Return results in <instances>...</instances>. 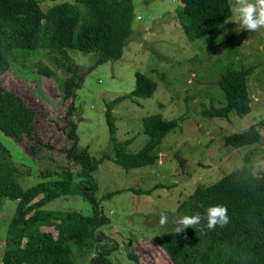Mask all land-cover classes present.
Returning a JSON list of instances; mask_svg holds the SVG:
<instances>
[{"label": "rangeland", "instance_id": "obj_1", "mask_svg": "<svg viewBox=\"0 0 264 264\" xmlns=\"http://www.w3.org/2000/svg\"><path fill=\"white\" fill-rule=\"evenodd\" d=\"M38 1L44 13L58 4L75 3ZM112 1H132L135 8L134 33L121 59L100 63L98 53L69 49L72 68L83 84L75 88L74 98L67 99L61 88L65 73L55 71L49 79L38 72L41 67L54 70L50 51H26L22 64L13 62L11 70L0 75V86L37 111L38 130L34 139L23 144L1 130L0 140L27 172L20 177L25 190L68 169L76 173L71 195L46 204L44 210L93 216L100 204L101 216L109 221L97 231L103 240L85 252L70 242L75 264H92L95 256L106 253L111 264H172L157 238L175 229V221L184 215L179 208L200 186L217 184L247 160L255 174H264V28L243 30L234 22L233 13L220 29L193 38L180 20L182 0ZM247 68H253L248 78L251 113L207 117V110L228 104L220 86L223 76ZM138 72L157 83L151 99L129 98ZM120 98L126 100L112 110L115 137L118 142L130 141L129 154L139 153L149 141L143 132L146 117L161 115L164 120H177L178 126L154 151L158 157L154 165L126 170L113 161L101 163L91 180L99 186L93 197L91 181L78 175L82 167L66 157V150L75 145L68 132L75 127L80 148L88 149L96 159L112 153L106 112ZM251 126L260 134L258 143L239 149L227 145V137ZM18 205L19 201L9 198L1 202L0 258ZM161 213L168 216L165 226L159 224ZM132 253L137 259L129 257Z\"/></svg>", "mask_w": 264, "mask_h": 264}, {"label": "trees", "instance_id": "obj_2", "mask_svg": "<svg viewBox=\"0 0 264 264\" xmlns=\"http://www.w3.org/2000/svg\"><path fill=\"white\" fill-rule=\"evenodd\" d=\"M56 1V0H52ZM50 8L44 13L38 0H0V75L11 70L13 62L26 60V51L45 49L53 58L54 70L41 67L38 72L52 79L62 71L66 78L62 92L67 99L74 98V90L83 84L75 72L68 54L69 49L98 53L100 63L119 60L125 43L134 33L136 19L132 1L74 0ZM184 9L180 20L187 33L195 38L213 33L232 18L231 0H182ZM84 6L85 8H83ZM253 68L233 70L221 79L228 104L212 107L205 115L210 118H229L236 112L245 117L252 111L248 78ZM135 91L129 98L148 100L157 83L137 73ZM120 98L108 106L106 117L111 133V151L101 159L94 158L88 149L80 148L76 128L68 132L75 140L74 147L66 150L70 162L82 167L79 177L93 179V174L106 160L126 170L154 165L156 148L166 135L178 126L177 120H164L161 115L146 117L143 132L149 141L137 154L127 153L130 141L118 142L115 133L113 108L125 101ZM38 113L16 93L0 86V130L20 144L32 140L38 130ZM260 134L255 126L242 133L227 137L229 147L236 149L256 144ZM24 171L14 160L10 149L0 140V205L4 198L19 201L6 238L3 264H75V242L83 252L103 240L97 231L107 225L97 203L95 214L87 216L79 211H47L44 206L56 199L71 195L76 173L72 170L42 180L28 190L20 182ZM93 197L99 186L91 181ZM150 194L151 191H133ZM224 205L230 222L214 231L187 228L181 233L163 234L158 244L172 264H264V174H255L249 160L243 167L222 178L215 185H202L181 205L184 215L204 213L208 206ZM137 259L136 254L129 255ZM92 264H111L108 254L95 256Z\"/></svg>", "mask_w": 264, "mask_h": 264}, {"label": "clouds", "instance_id": "obj_3", "mask_svg": "<svg viewBox=\"0 0 264 264\" xmlns=\"http://www.w3.org/2000/svg\"><path fill=\"white\" fill-rule=\"evenodd\" d=\"M235 16L234 22L243 30L257 32L264 28V0H234L232 4ZM228 209L224 205L208 206L204 213L196 212L193 215H183L175 221V233H181L187 228L214 231L217 226L223 228L230 222ZM168 216L161 213L159 224L165 226Z\"/></svg>", "mask_w": 264, "mask_h": 264}]
</instances>
